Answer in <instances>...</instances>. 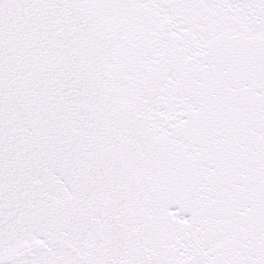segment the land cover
Instances as JSON below:
<instances>
[{
    "label": "snow or ice",
    "instance_id": "snow-or-ice-1",
    "mask_svg": "<svg viewBox=\"0 0 264 264\" xmlns=\"http://www.w3.org/2000/svg\"><path fill=\"white\" fill-rule=\"evenodd\" d=\"M0 264H264V0H0Z\"/></svg>",
    "mask_w": 264,
    "mask_h": 264
}]
</instances>
